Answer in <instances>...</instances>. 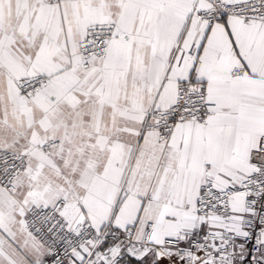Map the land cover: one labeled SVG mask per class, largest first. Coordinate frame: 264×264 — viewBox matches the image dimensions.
<instances>
[{
  "label": "snow or ice",
  "instance_id": "6c2138e0",
  "mask_svg": "<svg viewBox=\"0 0 264 264\" xmlns=\"http://www.w3.org/2000/svg\"><path fill=\"white\" fill-rule=\"evenodd\" d=\"M0 264H264V0H0Z\"/></svg>",
  "mask_w": 264,
  "mask_h": 264
}]
</instances>
